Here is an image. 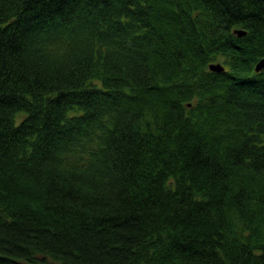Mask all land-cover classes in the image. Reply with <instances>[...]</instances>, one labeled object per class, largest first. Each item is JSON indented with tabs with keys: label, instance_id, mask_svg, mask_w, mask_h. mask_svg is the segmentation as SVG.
Segmentation results:
<instances>
[{
	"label": "trees",
	"instance_id": "1",
	"mask_svg": "<svg viewBox=\"0 0 264 264\" xmlns=\"http://www.w3.org/2000/svg\"><path fill=\"white\" fill-rule=\"evenodd\" d=\"M261 58L264 0H0V264H264Z\"/></svg>",
	"mask_w": 264,
	"mask_h": 264
},
{
	"label": "water",
	"instance_id": "2",
	"mask_svg": "<svg viewBox=\"0 0 264 264\" xmlns=\"http://www.w3.org/2000/svg\"><path fill=\"white\" fill-rule=\"evenodd\" d=\"M233 33H235L237 36H241V35L245 34V31H242V30H239V29H234ZM263 67H264V58H261L255 63L254 71L258 72ZM209 69L211 71L219 72V71L223 70V66H221L219 63H213V64H209Z\"/></svg>",
	"mask_w": 264,
	"mask_h": 264
}]
</instances>
